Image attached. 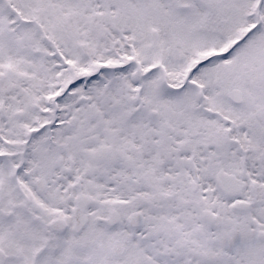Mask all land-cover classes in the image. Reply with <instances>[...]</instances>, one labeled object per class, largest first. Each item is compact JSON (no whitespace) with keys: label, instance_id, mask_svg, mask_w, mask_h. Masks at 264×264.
Wrapping results in <instances>:
<instances>
[{"label":"snow or ice","instance_id":"snow-or-ice-1","mask_svg":"<svg viewBox=\"0 0 264 264\" xmlns=\"http://www.w3.org/2000/svg\"><path fill=\"white\" fill-rule=\"evenodd\" d=\"M0 264H264V0H0Z\"/></svg>","mask_w":264,"mask_h":264}]
</instances>
